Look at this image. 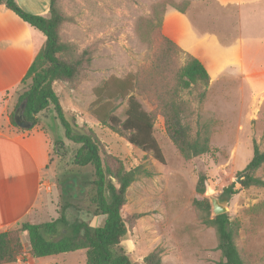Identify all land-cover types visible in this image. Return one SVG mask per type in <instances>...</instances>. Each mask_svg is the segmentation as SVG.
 Returning <instances> with one entry per match:
<instances>
[{
    "label": "rangeland",
    "instance_id": "rangeland-1",
    "mask_svg": "<svg viewBox=\"0 0 264 264\" xmlns=\"http://www.w3.org/2000/svg\"><path fill=\"white\" fill-rule=\"evenodd\" d=\"M253 1L244 10L247 5L240 8L237 1L224 6L216 0H58L65 18L59 29L60 40L79 50H91V61L82 79L74 85L54 82L63 110L70 121L74 119L79 126L92 129L100 141L104 161L114 167L122 165L126 170L139 168L125 190L121 208L124 216L140 215L121 241L122 248L134 261H141L155 247H160L161 264H223L216 248L215 230L205 222L213 217L206 193L209 188L212 194L227 198L226 213L243 264H264V186L243 187L236 181L245 172L254 144L264 151V16L260 13L264 10L260 2L264 0ZM160 36L179 42L181 46L176 44L182 51L174 52L163 62L168 68L162 75L164 79L144 76L135 81V74L141 68H148L161 54L164 44ZM236 44L241 47L240 58L235 59L239 63L224 62L216 78L210 81L209 77L202 99L198 97L200 85L178 91L184 120L192 132L207 134L210 147L207 153L185 158L167 136L164 117L156 102L166 97L165 84L172 85V76L185 63L186 53L198 58L213 74L228 53H220V47L231 51ZM129 75L134 76L132 81L137 86L133 91L136 99L152 116V134L163 161L130 143L108 124H102L95 114L97 111L103 115L109 109L121 121L125 118L128 95L98 99L95 88L105 83L104 89L111 91L115 85L112 78L124 79ZM152 80L161 86L158 91L152 90ZM29 83L30 78L14 89L8 101L9 118L15 114L18 98ZM140 84L148 88L140 89ZM36 118L53 143L50 166L42 180L46 206L36 211L34 223L57 218L61 212V194L70 188L76 196L79 190L78 179L66 176L77 169L73 156L78 145L65 138L51 105ZM59 140L62 144L57 143ZM201 173L205 175L203 193L196 191ZM253 176L264 180V162ZM230 185L236 191L230 195L223 193ZM205 200L209 212L196 204ZM74 215L73 209L67 211L70 221ZM89 221L94 225L101 217ZM20 239L22 249L17 264H87L84 249L32 258L27 235H20Z\"/></svg>",
    "mask_w": 264,
    "mask_h": 264
},
{
    "label": "trees",
    "instance_id": "trees-1",
    "mask_svg": "<svg viewBox=\"0 0 264 264\" xmlns=\"http://www.w3.org/2000/svg\"><path fill=\"white\" fill-rule=\"evenodd\" d=\"M1 1V0H0ZM5 5L19 15L31 27L44 36V41L35 58L30 64L21 83L30 78L28 87L19 96L18 101L25 103L23 115L33 127L38 123L36 115L50 105L64 129L66 139L78 145L73 156L77 167L69 171L68 178L76 177L79 181L78 195L70 188L61 194L62 204L60 215L49 221L31 223L18 222L13 228L0 232V264L15 262L21 253L20 235L28 237L29 253L32 258L53 256L57 254L85 250L87 264H161V248L155 247L141 261H134L121 246V241L133 226L139 214L124 216L121 208L125 203V190L135 179L139 168L126 170L122 165L114 167L104 161L101 154L100 141L90 128H83L74 119L70 121L63 110L54 88V82L61 81L74 85L84 76V69L91 61L90 48L79 50L73 44L60 40L59 29L65 18L58 8V0H50L47 16L33 14L19 7L16 0H3ZM163 46L155 62L148 68H141L135 74L136 79L154 76L164 79L162 75L168 70L163 62L172 54L181 52L179 46L165 36H160ZM133 75L124 79L112 78L115 84L113 90L101 87L95 88L98 99L101 97H125L127 108L125 118L121 121L116 115H111L109 109L103 115L95 111L102 124L125 135L127 140L144 151H150L155 158L163 161L160 147L152 134V116L147 112L133 93L137 90ZM172 85L165 84V98H160L156 106L164 117L165 131L169 139L185 158H192L210 150L208 136L204 132H192L190 125L184 120L183 102L178 99L180 89H188L192 85H200L202 90L198 97L202 99L209 83V74L201 61L186 53L185 63L172 76ZM149 85H151L149 83ZM154 91L161 86L152 80ZM148 88L140 84V89ZM14 115V114H13ZM11 121L16 125L14 116ZM61 143V140L57 141ZM264 162V151L257 145L253 146V155L244 170L247 175L241 185L264 186V180L253 176V172ZM205 175L199 174L196 191L205 190ZM68 185V184H67ZM236 190L233 185L223 189L230 195ZM203 210L209 212L207 200L196 202ZM76 212L70 221L67 211ZM101 217L97 224H90L89 219ZM88 218V219H86ZM215 230L217 244L223 264H243L242 257L235 244V231L227 213L215 215L205 220Z\"/></svg>",
    "mask_w": 264,
    "mask_h": 264
},
{
    "label": "crops",
    "instance_id": "crops-1",
    "mask_svg": "<svg viewBox=\"0 0 264 264\" xmlns=\"http://www.w3.org/2000/svg\"><path fill=\"white\" fill-rule=\"evenodd\" d=\"M216 1L224 6L233 5V2L237 1L240 8L247 5L244 10L254 2ZM49 2L50 0H16L23 10L43 16L48 15ZM260 3L264 4V1ZM243 13L244 11L239 15ZM260 13L264 16V10ZM193 32L199 36L195 29ZM43 41L44 36L40 32L9 9L3 0L0 1V232L14 227L21 221L34 223L36 211L39 212L46 206L47 194L42 186L44 183L42 180L50 166L53 139L38 123L26 129L15 127L7 113L10 108L8 101L12 99L14 89L20 85ZM175 42L180 45L179 42ZM233 47L231 51L220 47V53H228L213 74L207 71L210 81L223 69L224 62H238L235 59L241 54L240 44ZM260 79L261 77L258 81ZM249 84L252 86V83Z\"/></svg>",
    "mask_w": 264,
    "mask_h": 264
},
{
    "label": "water",
    "instance_id": "water-1",
    "mask_svg": "<svg viewBox=\"0 0 264 264\" xmlns=\"http://www.w3.org/2000/svg\"><path fill=\"white\" fill-rule=\"evenodd\" d=\"M24 105L25 103H21L20 106L17 108L15 114H14V120L15 123L21 127V128H28L31 126V122L26 120V118L23 116V110H24ZM246 174V171L238 176L236 178V181L241 183L242 181V176ZM212 190L207 188L206 193L208 194L209 201H210V206H211V213L213 216L222 214L226 212V201L227 198H220L214 194L211 193Z\"/></svg>",
    "mask_w": 264,
    "mask_h": 264
}]
</instances>
